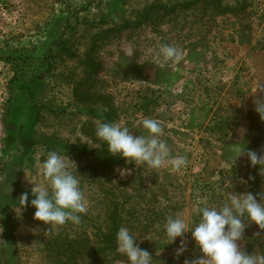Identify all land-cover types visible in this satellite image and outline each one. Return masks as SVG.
Returning <instances> with one entry per match:
<instances>
[{
	"label": "rangeland",
	"instance_id": "374dc122",
	"mask_svg": "<svg viewBox=\"0 0 264 264\" xmlns=\"http://www.w3.org/2000/svg\"><path fill=\"white\" fill-rule=\"evenodd\" d=\"M156 1L162 9L189 0H0V264H128L100 250L114 220L154 261L183 264L202 253L187 233L177 258L180 238L167 244L166 217L193 225L198 197L220 207L230 193H264L260 166L237 158L244 146L258 154L264 146L255 111L264 99V0H244L237 11L243 0H202L131 25ZM166 44L183 60L157 59ZM107 111L133 135L147 134L143 119L157 120L170 156L185 155L186 166L124 159L93 171L85 151L106 145L96 128ZM52 151L70 159L88 201L79 225L51 229L19 202L25 192L35 198L33 185H49L42 164ZM238 243L264 255V229L250 223Z\"/></svg>",
	"mask_w": 264,
	"mask_h": 264
},
{
	"label": "clouds",
	"instance_id": "9594fccd",
	"mask_svg": "<svg viewBox=\"0 0 264 264\" xmlns=\"http://www.w3.org/2000/svg\"><path fill=\"white\" fill-rule=\"evenodd\" d=\"M155 57L179 63L184 58V52L179 47L166 44L159 47ZM255 103V111L264 120V99ZM139 123L146 135H133L128 127L120 123H100L96 136L107 144L113 157H121L126 163L146 164L151 169H160L167 162L173 171L186 166L185 155L170 156L167 143L161 139L163 128L157 120L145 118ZM245 154L250 166L259 165L258 171L264 175V146L260 154L255 150L245 152L244 146L237 158ZM69 160L65 154L61 156L55 151L49 152L42 164L43 175L49 185H33L31 194L35 198L30 202L27 192L19 197L23 207L30 203L35 208L34 219L50 225L51 229L69 222L79 225L81 216L88 211V201L79 179L69 170ZM124 174L126 170H121V175ZM196 214L199 220L193 225L179 216H168L165 220L167 244L180 238L175 251L177 258L187 251L183 239L187 233H191L195 246L202 253L192 259L186 258L183 264H264V255L249 254L238 243L250 223L264 229V193H230L228 201L220 207L209 206L198 197ZM246 220L249 222L247 226ZM136 241L137 238L127 227L119 228L116 233V251L127 257L128 264H163L162 261H154L152 255L141 249Z\"/></svg>",
	"mask_w": 264,
	"mask_h": 264
},
{
	"label": "trees",
	"instance_id": "16d2710c",
	"mask_svg": "<svg viewBox=\"0 0 264 264\" xmlns=\"http://www.w3.org/2000/svg\"><path fill=\"white\" fill-rule=\"evenodd\" d=\"M202 2V0H189V1H185V2H181V1H176V2H172V8H169L168 6H163L162 9L159 8V5H161L159 3V1L154 2L151 6H149L147 9H144L143 11H141L138 14V18L137 21L134 22L133 26L135 27H140L143 25L144 22L148 21L150 18V15L152 13H157V15L160 13L161 10L164 11V15L170 13V12H175L176 9L178 8H191L193 6H196L198 4H200ZM245 1H242V4L239 5L237 4L236 7H232L231 9H233L232 11H237L239 8L240 10H243L245 7ZM221 10L225 11L230 9L229 6H222L220 5L219 7ZM130 24H128V22H126L125 24L122 25H116L113 29H110V31H114V32H119L121 30L127 29L129 27ZM110 111L105 112L104 116H103V123H111L112 121V114L109 113ZM86 154L90 155L91 158H93V161L95 162V165H93V171H95L96 173L98 172V168H96V166L98 167H107V168H114L115 166H118L120 164H122L124 162V159L121 157H113L109 151H108V146L103 145L101 148L99 149H95V150H87L85 151ZM116 215V212H112L110 211L108 213V216L110 218L114 217ZM113 225L108 229L107 232H101V251H105V250H110V251H115L116 250V233H117V226H116V220L112 221Z\"/></svg>",
	"mask_w": 264,
	"mask_h": 264
},
{
	"label": "crops",
	"instance_id": "0c3cea01",
	"mask_svg": "<svg viewBox=\"0 0 264 264\" xmlns=\"http://www.w3.org/2000/svg\"><path fill=\"white\" fill-rule=\"evenodd\" d=\"M256 35L260 36V35H261V33H259V34H256ZM254 41H255V39H254ZM242 55H245V53H242Z\"/></svg>",
	"mask_w": 264,
	"mask_h": 264
}]
</instances>
